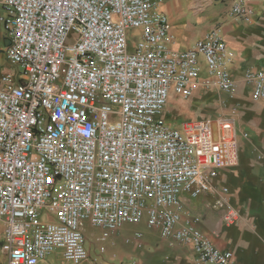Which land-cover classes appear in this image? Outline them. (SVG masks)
<instances>
[{"label": "built area", "instance_id": "obj_1", "mask_svg": "<svg viewBox=\"0 0 264 264\" xmlns=\"http://www.w3.org/2000/svg\"><path fill=\"white\" fill-rule=\"evenodd\" d=\"M229 14L251 21L253 11L234 0ZM0 25L14 68L0 76L6 264H39L55 250L79 264L90 257L87 225L104 240L144 218L163 239L189 247L190 264H233L181 197L214 192L204 207L221 211L222 226L240 219L227 188L213 182L218 167L238 162L235 109L177 127L158 118L170 92L234 95V57L220 30L172 49L155 0H0ZM242 79L253 100L264 98V69L246 67Z\"/></svg>", "mask_w": 264, "mask_h": 264}, {"label": "crops", "instance_id": "obj_2", "mask_svg": "<svg viewBox=\"0 0 264 264\" xmlns=\"http://www.w3.org/2000/svg\"><path fill=\"white\" fill-rule=\"evenodd\" d=\"M155 1L158 9L168 18L167 44L170 48L186 49L196 40L203 38L213 28H218L233 54L231 72L236 80L243 81L242 72L246 67L264 69V0H244L246 6L253 11L251 21L236 19L229 14L230 6L234 0ZM256 102L255 109L246 105L242 106V117L239 124L238 121H236V124H238V127L247 126L250 131L254 130L249 143L253 148L259 149L264 145V98ZM262 160L261 162L254 161V172L250 173L251 178L260 179L256 183L259 188H264L262 183L264 180L262 178L264 177V155ZM215 197L216 193L212 192L198 198H190L187 194H183L181 198L184 212L200 217L198 220L200 221V230L203 228L218 236L223 227L221 211L204 207L206 200ZM199 199L201 200V206L197 205ZM214 225H217L216 229L213 228ZM119 230L111 232L108 238L101 240L99 234L94 230L91 234H88L85 229L90 257L79 264H111L109 261H112L115 257L119 258L120 264H129L130 262L134 264H190L191 256L189 260L181 251V245L170 243L169 240L163 238L155 240L149 236H146L143 240L132 238L133 241L129 244L121 245L113 239V236L117 235ZM130 239H126V242ZM262 242L264 244L263 240ZM217 244L220 246L216 245L217 247L225 248L220 241ZM99 245L104 246L103 253L98 251ZM130 251L132 252L131 260L124 263V255ZM239 262L238 256L236 257L233 254V264H239ZM242 263L253 264L251 260H246L244 255ZM39 264L72 263L62 257L60 250H55Z\"/></svg>", "mask_w": 264, "mask_h": 264}, {"label": "rangeland", "instance_id": "obj_3", "mask_svg": "<svg viewBox=\"0 0 264 264\" xmlns=\"http://www.w3.org/2000/svg\"><path fill=\"white\" fill-rule=\"evenodd\" d=\"M72 37L73 34L70 33L67 41L70 42ZM136 38L132 39L135 40ZM5 45V35L0 25V64L2 67L0 76L6 71L14 72V68L8 69L7 67L3 54ZM239 81L240 79L236 80L235 93L232 97L212 90L203 95L194 94L187 99H182L179 95L170 92L165 111L158 118L167 125L177 127L184 119L193 118L215 121L233 117V110L235 109L236 116L234 114V117L239 124L243 113V110H241L242 106L246 105L255 109L257 103L251 97L249 85ZM1 86L2 83L0 81ZM238 124H236L238 162L235 165L218 167L213 182L214 188L217 190L222 187L227 188V193L224 196L229 205L239 212L240 219L228 227H222L218 236L203 228L201 231L213 244L219 246L217 242L220 241L221 245L229 248L236 257L238 256L239 264H243V255L246 260H251L253 264H264V244L262 242V240L264 241V188H259L256 184L260 179L250 177L254 172L255 162L263 161L264 145L259 149L253 148L249 141L253 137L254 130L250 131L247 126L238 127ZM245 132L248 134L247 137H243L241 134ZM262 183L264 184V180ZM197 205L201 206L200 199ZM196 225L199 228L200 221L197 220ZM216 227L217 225H214L213 228L216 229ZM2 230L3 226L0 223V264H6V254L1 249ZM93 230L99 234V230L89 225L86 228L88 234H91ZM136 233H139L140 236H135ZM146 236L155 240L162 238L156 228H148L146 226L144 218L137 224H123L117 235L113 236V239L121 245H127L133 241L132 238L143 240ZM126 239L130 240L126 242ZM180 249L189 259L191 256L189 247L181 246ZM131 253L130 251L124 255V263L131 260ZM109 262L111 264H120L119 258L116 257Z\"/></svg>", "mask_w": 264, "mask_h": 264}]
</instances>
